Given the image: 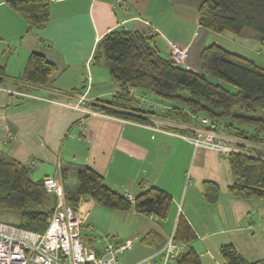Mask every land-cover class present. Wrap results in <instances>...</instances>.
Masks as SVG:
<instances>
[{
	"label": "crops",
	"instance_id": "1",
	"mask_svg": "<svg viewBox=\"0 0 264 264\" xmlns=\"http://www.w3.org/2000/svg\"><path fill=\"white\" fill-rule=\"evenodd\" d=\"M200 1L48 0L47 22L28 29L7 0H0L4 26L0 28V66L9 78L0 85V150L31 165L34 179L58 178L67 193L75 192V171L85 164L100 173L110 188L129 197L150 187L171 196L169 223L162 232L156 229L159 221L150 216L132 209L118 212L82 198L76 212L88 245L94 243L96 233L104 234L102 239L107 241L115 235L119 240L143 239L154 233L158 238L147 244L151 254L181 215L196 235L201 264H222L214 251L225 243H231L248 261L264 259V203L231 195L227 160L211 149H193L182 137L196 135L198 121L183 125L151 114L139 115L144 121H133L99 109V100L107 101L118 91L103 59H94L100 37L113 28L154 34L160 54L166 57H170V43L186 47L181 66L194 71L200 69L201 49L211 41L255 62L252 58L262 41L250 31L224 32L214 40L213 31L198 23ZM194 26L197 31L193 33ZM32 52L56 65L49 88L15 80L23 74ZM131 94L143 109L164 107L146 91L133 89ZM80 99L81 106L92 108L93 113L69 106ZM205 181L218 184L213 203L204 196ZM123 226L128 227L126 232H121Z\"/></svg>",
	"mask_w": 264,
	"mask_h": 264
},
{
	"label": "trees",
	"instance_id": "2",
	"mask_svg": "<svg viewBox=\"0 0 264 264\" xmlns=\"http://www.w3.org/2000/svg\"><path fill=\"white\" fill-rule=\"evenodd\" d=\"M7 4L22 16L28 29L39 28L49 19L48 0H7ZM197 14L199 25L208 30L233 34L250 31L264 42V0H201ZM101 58L118 91L107 101L99 100L100 110L133 121H144L141 114L161 116L183 125L195 121L201 125L202 118L209 119L214 131L234 140L233 150L221 153L231 176L228 192L264 203V67L212 43L201 49L200 69L194 71L161 55L154 34L123 27L113 28L100 37L94 59ZM55 70L52 61L32 52L23 74L15 80L49 88ZM210 76L218 81L210 80ZM8 79L0 66V85ZM222 82L232 84L236 90L230 91ZM133 89L151 93L164 107L143 109L131 94ZM31 171V165L0 150V211H18V226L43 232L55 199L44 188V178L32 179ZM65 173L66 169L62 170V178ZM75 178V192L65 191V201L74 211L82 198L88 197L105 208L132 209L158 221L168 215L171 196L157 187L147 188L130 199L110 188L100 173L85 164L77 167ZM218 192L216 182H204L207 202H215ZM173 234L175 240L185 245L178 264H201L192 246L196 235L181 215ZM154 237V233H148L142 240L152 244L158 238ZM219 252L222 264H264V259L246 260L231 243L222 244Z\"/></svg>",
	"mask_w": 264,
	"mask_h": 264
},
{
	"label": "built area",
	"instance_id": "3",
	"mask_svg": "<svg viewBox=\"0 0 264 264\" xmlns=\"http://www.w3.org/2000/svg\"><path fill=\"white\" fill-rule=\"evenodd\" d=\"M186 55V47L170 43L172 61L181 65ZM81 101L82 99L79 103ZM70 107L81 109L78 104ZM200 123L196 135L182 136L190 142L193 149L201 147L218 153L233 150L234 140L214 131L209 119L202 118ZM43 185L55 199L46 229L36 232L0 221V264H115L117 257L133 244V240L129 238L118 240L112 236L101 248L88 245L81 234L85 227L81 224L78 213L65 201L61 180L45 177ZM178 212H181L180 206ZM184 251L185 245L174 239L172 230L163 244L145 261L147 264H178Z\"/></svg>",
	"mask_w": 264,
	"mask_h": 264
},
{
	"label": "rangeland",
	"instance_id": "4",
	"mask_svg": "<svg viewBox=\"0 0 264 264\" xmlns=\"http://www.w3.org/2000/svg\"><path fill=\"white\" fill-rule=\"evenodd\" d=\"M0 28L3 29L4 26L2 24H0ZM193 29H194V31H193V33H194L195 30H196L195 26H194ZM224 32L225 33H229V31H222V32H214L213 31L212 33H213V35H215V39L214 40H217L218 39L217 37H219V38L222 37V36H220V33H224ZM211 42H209L208 44H210ZM261 43L262 44L255 49L257 57L254 56L252 59H254L255 62L258 65H260L261 67H264V42H261ZM242 44L246 47V46L249 45V41H246L245 43H242ZM106 69H107L106 71H107L108 77H109L108 66H106ZM209 79L212 80V81H216V82L218 81L215 77H212V76H210ZM87 81H89V80H87ZM222 84L224 85L225 88L229 89L232 92H234L236 90V88L230 83L222 82ZM20 94H27V93L20 92ZM148 94L153 100H158L154 95H152L150 93H148ZM32 97H35V96H32ZM39 98L42 99L43 97H39ZM46 98H43V99L44 100H48V101H55L51 97H49L47 99ZM77 104L79 105V107L81 109L85 110L87 113H92V111H93L92 108L82 107L81 106L83 104L82 101L80 103L78 102ZM155 106L157 107V105H155ZM156 110H158V109H156ZM190 136H194V135H190ZM30 176H31L32 179H34L35 175L33 176V170L31 171ZM62 187H63V191L65 193V188H64L63 184H62ZM116 211L119 212V211H122V210H116ZM129 214H130V212H129ZM0 221L7 222V223H10V224H13V225H17L19 223V221H20V214L18 213V211H0ZM168 223H169L168 222V217H166L164 220H161V221L158 222V224L161 225V226L157 227L156 229L158 231L162 232V231H164V227H166L168 225ZM127 229H128L127 226H123L121 228V232H126ZM257 229L258 228L256 227V230ZM103 237H106V236H104V234H101V233H96L95 239H94L95 241H94V243L90 244V246H92L93 248H101V247H103L108 242L107 239L103 240L102 239ZM137 238L136 237L129 238V239L133 240V244L117 257V262L115 264H147V262L145 260L150 255V252H149L150 249L147 246V244L145 242H143L141 237H137ZM192 246L196 247L195 250H196L198 255H199L200 252H202L199 249V244H198L197 239L194 240V242L192 243ZM214 252L216 254H218L217 258L220 260L221 259V255H220L219 249L214 251Z\"/></svg>",
	"mask_w": 264,
	"mask_h": 264
}]
</instances>
